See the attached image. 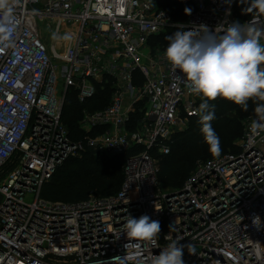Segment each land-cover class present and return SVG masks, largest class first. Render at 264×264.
<instances>
[{
	"label": "built area",
	"instance_id": "obj_1",
	"mask_svg": "<svg viewBox=\"0 0 264 264\" xmlns=\"http://www.w3.org/2000/svg\"><path fill=\"white\" fill-rule=\"evenodd\" d=\"M189 1L194 9L180 24L158 0H9L16 24L0 41V264H115L126 251L128 264H151L176 239L195 246L196 255L184 249L185 264H264L252 242L264 245V228L251 220L264 223V127L253 126L256 114L234 152L198 161L179 189L157 179L160 157L200 114L202 97L177 80L183 74L164 58L168 42L154 39L173 27L214 31L257 15L242 11L250 0ZM98 87H109L107 104L83 109L81 136L72 137L62 119L67 94L87 107ZM89 149L125 157L115 194L39 196L58 166ZM127 215L158 220L155 242L129 241Z\"/></svg>",
	"mask_w": 264,
	"mask_h": 264
},
{
	"label": "clouds",
	"instance_id": "obj_2",
	"mask_svg": "<svg viewBox=\"0 0 264 264\" xmlns=\"http://www.w3.org/2000/svg\"><path fill=\"white\" fill-rule=\"evenodd\" d=\"M245 2V0H241ZM190 9H185L190 13ZM244 14L255 12L257 15L251 21L217 25L210 30L207 25H193L191 30H178L166 37L168 44L164 58L175 73L177 69L183 74L177 80L186 79L190 90L202 97L199 105L201 133L209 147L210 153L219 156L221 142L211 121L215 119L214 105L218 97L231 101L248 110V101L255 99L264 102V25L258 23L264 17V0H250L249 7L244 8ZM9 0H0V41H7L13 34L16 21L11 14ZM254 112L258 120L253 121L254 127H264V103H257ZM252 226L257 231L264 228L259 215H253ZM129 241L148 240L155 242L161 232L158 220H152L148 215L138 219L127 215L122 225ZM259 255L264 252V245L252 241ZM129 243L125 245L126 250ZM190 255H196L192 243L180 244V240H172L162 248L159 255L151 258V264H185L184 249ZM115 264H128L133 257L126 254L123 257L112 258Z\"/></svg>",
	"mask_w": 264,
	"mask_h": 264
},
{
	"label": "trees",
	"instance_id": "obj_3",
	"mask_svg": "<svg viewBox=\"0 0 264 264\" xmlns=\"http://www.w3.org/2000/svg\"><path fill=\"white\" fill-rule=\"evenodd\" d=\"M158 3L162 4L160 8L171 13L174 22L180 24L187 22L188 15L194 9L189 0H158ZM186 8L191 10L190 13L185 12ZM177 30L178 27L170 28L164 35L157 36L153 43H167L166 37ZM103 91H106V101L102 106L97 107L98 109L107 104L109 87L104 90L99 89L93 103L99 101ZM74 95L69 97L67 94L62 110V119L69 134L72 137H79L77 132L82 105L77 102ZM209 103L215 108V119L211 123L220 138V154L228 151L234 152L236 141L243 134L242 120L247 116H253L256 104L264 102L250 99L247 111H244L241 106L219 97ZM189 120L188 128L174 135L170 152L160 157L157 179L162 187L179 189L194 170L198 161L216 157L210 153L201 133L200 114L190 117ZM124 160L123 155L108 158L92 149L85 151L80 156L70 157L58 166L51 178L42 185L39 196L49 201L76 202L86 199L90 192L97 197L115 194L123 181ZM0 174L2 173L0 172Z\"/></svg>",
	"mask_w": 264,
	"mask_h": 264
},
{
	"label": "rangeland",
	"instance_id": "obj_4",
	"mask_svg": "<svg viewBox=\"0 0 264 264\" xmlns=\"http://www.w3.org/2000/svg\"><path fill=\"white\" fill-rule=\"evenodd\" d=\"M162 7V4L160 5V3H159V7ZM57 59L59 58V57H61L62 55H63V51L59 48L58 50H57ZM56 59V58H55ZM104 92H105V94H104ZM109 94V93H108ZM108 94H107V101H108ZM68 95H69V97H73V95H74V93L72 94V92L70 91L69 93H68ZM74 97H75V95H74ZM106 91H103V94H102V96L99 98V101H96L95 103H93V104H91V105H89V106H83L82 107V109H81V112H80V119H79V122H81V120L83 119V109H86V110H88V111H92V110H95V109H98L97 107H99L100 105L102 106V104L104 103V101H106ZM255 115V114H254ZM252 116V115H251ZM251 116H247V117H245L243 120H242V122H241V124H242V129H243V125H244V122H245V120L246 119H248L249 117H251ZM190 120H188V121H186L185 122V124H184V130L185 129H187L188 128V126H189V122ZM184 130H182V131H184ZM179 132H181V131H179ZM78 136H81V133H80V131L78 130ZM178 133V132H177ZM240 139V138H239ZM239 139L236 141V142H238L239 141ZM108 158H111V156H107ZM164 188H166V189H168V190H171V189H169V188H167V187H164ZM89 195H94V196H97V195H95L94 193H92V192H90L89 193ZM88 195V196H89Z\"/></svg>",
	"mask_w": 264,
	"mask_h": 264
}]
</instances>
